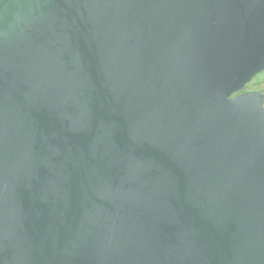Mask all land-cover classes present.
I'll use <instances>...</instances> for the list:
<instances>
[{
  "label": "water",
  "instance_id": "water-1",
  "mask_svg": "<svg viewBox=\"0 0 264 264\" xmlns=\"http://www.w3.org/2000/svg\"><path fill=\"white\" fill-rule=\"evenodd\" d=\"M263 70L264 0H0V264H264Z\"/></svg>",
  "mask_w": 264,
  "mask_h": 264
},
{
  "label": "rangeland",
  "instance_id": "rangeland-1",
  "mask_svg": "<svg viewBox=\"0 0 264 264\" xmlns=\"http://www.w3.org/2000/svg\"><path fill=\"white\" fill-rule=\"evenodd\" d=\"M250 90H260L264 92V70L258 73L248 84Z\"/></svg>",
  "mask_w": 264,
  "mask_h": 264
},
{
  "label": "trees",
  "instance_id": "trees-1",
  "mask_svg": "<svg viewBox=\"0 0 264 264\" xmlns=\"http://www.w3.org/2000/svg\"><path fill=\"white\" fill-rule=\"evenodd\" d=\"M250 90V88H249V85L247 86H245V88L242 90V91H249ZM242 91H239V92H237V93H240V92H242Z\"/></svg>",
  "mask_w": 264,
  "mask_h": 264
}]
</instances>
